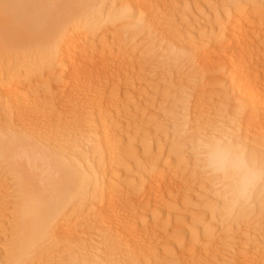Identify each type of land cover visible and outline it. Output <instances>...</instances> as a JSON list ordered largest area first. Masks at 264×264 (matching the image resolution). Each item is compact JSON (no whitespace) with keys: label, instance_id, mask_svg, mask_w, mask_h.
<instances>
[{"label":"rangeland","instance_id":"374dc122","mask_svg":"<svg viewBox=\"0 0 264 264\" xmlns=\"http://www.w3.org/2000/svg\"><path fill=\"white\" fill-rule=\"evenodd\" d=\"M125 1H124V4H125ZM117 3H120V0H118ZM234 3L236 4L239 3L237 5L239 6L238 10L240 12L244 10L243 11L244 13L250 9V11H248L250 15L251 14L250 12L252 10V14L257 17L256 23L260 24V26L259 24L258 26L261 29V34L259 32L257 34H254L252 38L253 39L252 41L253 42L255 41L254 47L251 48L250 49L251 51L249 50L250 52L248 53H250L249 56L252 57L254 62L255 60L257 61L256 63L259 65L258 70H259L260 76H261V73L263 76L264 74V0H149V5H150L149 8H151V11L154 10L153 12H151L153 13V16H152L153 18L151 17V22L149 21L150 19L148 20L150 23L147 21L146 27L142 26L144 27L143 28L144 32H143V29L140 27L141 30L138 29L137 30L138 32L135 30L134 32H131L130 34H128V36L126 35V37L125 36L122 37L123 40L120 39L121 41V42L119 41L120 44H117L115 38H114L115 41H113L114 39L110 37L109 34L111 35L113 31L114 33H119L120 31H122L125 28L124 23L118 24V26L115 25L114 26L115 28L110 27V26L109 28L106 26H103L105 29L102 27L99 31L96 32V34H92L93 37L89 35V37L87 36V37L82 38L81 37L82 34L79 35L80 39L82 38L81 42H83L82 44L85 45L84 46L85 48L88 47L92 42V45L89 46V48L91 49V51H93L96 54V57H94L95 59H97V54L98 55L100 54V56L97 59V62L95 61V63H97V66L98 64L100 65L103 64V62L105 60L107 61V59H109L111 56H112L111 58L115 56L113 58L115 59V63L111 64L113 68L110 67L109 72H107V73H110L111 75H109L108 77L104 76L103 79L98 78L97 85L95 86L97 91L93 92L91 99H87L88 101H86V99L84 98L83 90L80 88L77 91H73L74 95H69L70 93L69 86L67 87L69 83L66 84L67 79L64 77L65 70L62 66L63 64L61 63V58L51 57L52 58L51 59L50 57L48 58L45 56L44 58H48V59H44L43 61L44 64H42L43 68H40L39 72H37L38 74L36 73L35 75L36 77H38L36 80V82L38 81L37 85H35L33 88V86L28 84L27 87H30L29 89L26 87V84H25V86L22 88L23 91L21 92V94L19 96H15L14 98L16 99L22 96L25 98H30L32 96L31 98L33 100L31 101L30 99L32 105L30 104L31 106L29 105L26 107L24 105H21L20 107V103H18L17 104L18 106L16 105V107H14L15 105L13 104H16V100L15 102L13 101V104H12L11 101L14 100L13 95L9 94L8 91L10 90H9V87L6 86L7 85L6 83H8L9 80L11 81L12 78H14L15 76H18L21 73L22 71L21 69L23 68L22 66L27 63V61L25 63V60H27V57H28L27 55L30 52L29 48L32 46V43L22 42L19 45H15L13 44L14 43L13 40H8L6 38V34H3L0 32V139L5 136L7 138V137L16 136V135L17 136L22 135L21 137L22 138L25 137L24 138L25 140L38 144V145H42L45 148L46 152L50 150V152H54L55 154H58V155L69 153L72 149L74 150L80 147V149L82 150L81 157L83 158L84 154L85 155L88 154L89 156L88 160L90 162V165L92 167H97L96 165L99 164L97 163V160H99V158L101 159L100 155L101 154L103 155L106 153L103 151L100 145L101 137L103 138V135L110 132L111 136L113 137L112 138L113 142L115 141L114 143H116L115 145L116 147L114 146L115 149L113 150L114 151L113 155L114 156L116 155V156H115V161L113 159L110 162L112 163L111 164L112 166L111 168L109 167L110 169L108 168L109 171L111 172V173L109 172V174H111L109 176L113 177V175H115L114 177L117 180V186L119 187L118 189H120L119 190L121 193V194L119 193L121 197V200L119 202L120 203V209H119L120 216L123 217V219L125 218V221L128 222V224L133 223L136 225L138 223L139 225L138 226L136 225V226L138 228L141 227L137 231L139 232L140 230V232L136 234V237L140 240L141 244L143 245V248H140L142 247V245H138L140 246L139 248L146 250V251L145 250L143 251L144 253L143 255H145L143 256L141 260L143 263L141 261H138L141 264H180L181 263L180 257L178 255L177 257L175 256L176 258H174V255H171L172 257L170 256V254L173 252V249L176 251L177 243H178L176 242L177 241L176 238L179 235H181L182 234L181 232L183 231L185 232L183 233L184 235H186L187 233L189 235V230H191V231H194L195 233L194 236H192V239L194 240V242H196L198 238L200 237V232H203V228L205 226H208V227L214 226L215 228L220 230V233H218L217 235L215 232H212V231L209 232L210 233L209 238L201 242L205 253H203V256L202 255L196 256L194 254L193 255L194 257H193L191 255L192 257H190V261L192 262L189 261L188 264H196L198 261L200 263H197V264H214V263L221 264L219 263V261L221 262L222 260L221 258L226 259L224 258V256L227 252L223 254V252L227 251L226 249H228L226 245H228V247H231V244L229 242H232V241L236 242L237 245L242 244L240 245L241 247L242 246L244 247L246 245V240L250 239L249 238L250 235L249 236L247 235V237H244L247 234V233L246 234L244 233L246 232L245 231L246 228H248V226L246 225L250 226L249 223L251 222L250 221L251 219H252L251 227L254 226L255 229H262V227H264L262 223L263 220L261 222V220L258 221L256 219L255 220L256 224H255L253 223L255 218H252V217H255V215L257 214L256 211L264 210V202L262 203L263 208L256 205L258 202L256 200L258 199L256 197L258 194L257 191H256L257 193L255 192V196L253 195L254 198H252L253 196L251 197L253 201L254 200L255 202L257 201L256 204H253V202H251L252 200L249 199L250 202L248 201V204L252 203V205L249 207L250 204L248 205L240 201L236 204L234 212H230V213H233L231 214L232 215L231 217L229 218L227 217L229 213H227V216L223 215L225 214L223 212H226L225 210H222V208H226V207H223V205L225 206V202H224L225 199L223 198V195H222L223 194L222 193L223 183H221L222 184V187H221V185L219 184L220 177L219 176L216 177V174L214 175L213 171L207 168V162L205 160V153H206L205 149H207L206 148L207 144L208 143L211 144V141L213 139L218 138L221 135H223L222 133H224L223 131L226 128V125L230 123L229 120L232 119V115L228 109H231L232 102L236 97L232 93L233 87L231 85L232 77H231V74H229L230 68L227 65L225 67V64H224L223 68L221 67L220 69V67H218L219 69L216 71H212L211 74L208 72H205L202 65H199L201 61L199 57H197L198 56L197 52L195 53L192 51L193 48L197 47L196 43L192 44L190 40L194 39V42L196 41L195 39L198 40L200 36V33L199 34L197 33L199 32L198 28L201 27L200 31H202L204 30V28L210 29L209 26L213 24L218 25L217 22L221 20L220 18L223 19V16L226 17L225 11L227 10L225 9L229 8L231 4H234ZM187 4L189 5L187 6ZM94 6L96 7L99 6L98 0L94 3ZM137 16L138 17H136L135 21H140L142 20V18L144 19L148 17L147 14H143V16L138 14ZM85 27L82 30L83 32L81 31L82 33H84V31L86 32L87 30H90V28L92 29V26L90 27V25H87ZM211 29L215 30V25H213ZM95 35L97 37L96 39H95ZM104 36L110 37V39L108 38L109 40L107 41L108 44H104L105 46L102 45L103 40H101V39H104ZM90 37H92L93 40ZM88 43L89 45L86 46V44ZM188 43L192 45V49L190 48L188 50V47H190ZM138 50H141L144 54L146 53L145 55L143 54L144 57H148V55L152 56L151 57L152 59L151 58H150L151 60L149 59L150 62L148 61V64L151 63L149 64V66L156 67L157 66L156 64L159 63L157 66L158 68L156 67L157 68L156 69L155 67L153 68L150 67L149 69L148 68L149 66L147 65L143 70L136 69L135 71V69H130L126 65L124 66L125 63L127 64L128 62L129 64L130 62L131 64V62L135 60L133 59L134 53L141 52ZM169 52H173V53L170 54ZM42 53L44 55H47L48 53L49 55L50 52L46 51L45 52L46 54H45L44 51H42ZM154 58H156L155 61H154ZM166 59H169V60H166ZM9 60H11L10 63H8ZM13 60H15V63H13ZM161 61H164V62L161 63ZM12 63L14 65L17 64L19 67L17 68L18 70H16L15 68L16 70L15 73L11 72V71H14L13 70L14 68H10V64H11V67H13ZM121 64H123V66ZM183 73H185L187 76ZM194 74H196V76L198 77H196ZM260 76H259V79L261 80ZM189 77H193L192 79L191 78L190 79L194 81L195 85H193L192 81H189L190 80ZM187 81H189L187 85L192 84V87L190 86L189 88L191 89L192 93L188 92L189 90L187 89V85L185 83ZM195 81L198 82V84ZM34 82H31L30 84L32 83L35 84ZM190 82L191 84H189ZM262 83L264 82H261L259 85H262ZM116 87L118 88L121 87L122 94L118 100H113L114 98L111 97V91H113ZM26 88L29 90H27ZM189 93L190 95H187ZM28 94H30V96ZM191 94L196 95V97L194 98V96ZM113 95L114 94H112V96ZM129 95L134 97L135 100L134 101L130 100L131 102L125 101V100H129ZM232 95L235 97L234 99ZM190 96L192 99L189 98ZM7 97H8V100L12 99L10 101L11 103H9L8 100H6ZM193 98L195 100H193ZM189 100L191 101L189 102ZM180 102H183V103L180 104ZM245 105H247V108H249L248 103ZM22 106H24L27 109V111L32 113V114L28 113V115L30 114L33 116H29L26 118L24 117L23 119L22 117L25 115V112L27 116V111H25L26 109L23 108ZM95 106H97V109L99 106L100 109L96 111V109H94ZM20 108L22 109V112ZM181 109H182L181 112L183 114L186 113L185 117L188 116L187 118H184L183 114L181 115V112H180ZM23 110H24V114H23ZM93 110H95L96 112H94ZM174 112H177V113L174 114ZM91 114L94 117L96 116V114L97 116L94 118ZM91 116L92 118H90ZM179 116L183 118L182 123L179 121V120H182L180 119ZM241 117H243V115L239 116L238 118H241ZM19 119L22 121V123ZM99 119L102 121L103 124L101 123ZM172 119H175L176 121ZM209 119L210 121H212V123L209 121ZM17 120H19V122ZM112 121H114L115 123H113ZM174 121L178 123L175 124L173 123ZM186 124L187 125L189 124L190 126L189 125L187 126ZM222 124L223 125L225 124V125L223 126ZM185 127H187L188 129L187 128L185 129ZM95 129L102 130V132H104L105 130V132L104 134L103 133L100 134L98 132H101V131L95 130ZM219 129L222 131H220ZM205 130L206 132L203 133V131ZM215 130L218 131L219 135L213 134L215 133ZM8 134L9 135L11 134V135L9 136ZM99 134L101 136H99ZM212 134L216 137L213 138ZM258 134L257 136H254L255 137L254 139L253 137L250 138L244 135L245 136L244 140L245 141L248 140L247 146H249L250 143L252 144L254 140L256 141V145L257 144L260 145V147L257 145L256 148H253L254 149L253 152L256 153V155L254 153L253 154L261 158L262 154L264 155V148H263L264 144L262 145L261 143V138L263 137V135L259 134V137H258ZM67 135L68 136L70 135V137H68ZM205 136L208 138H206ZM3 139L4 138H2L0 141L2 142ZM71 139H72V142H71ZM200 139L202 142L201 144L198 145V143H200V141L198 140ZM259 140L261 144L258 143ZM262 140L264 143V139ZM147 141L148 143H145ZM59 142L62 143V145H60ZM65 143H66V146H65ZM78 143L80 145H78ZM90 143L93 145V148ZM173 144L175 147L173 146ZM74 147H77V148H74ZM158 148L162 149V151L159 152ZM198 148L199 150L202 148L201 151L198 152L199 154L197 153ZM55 149L57 150L55 151ZM181 149H182V152H179V150ZM259 149L261 152L259 151ZM170 150L171 152L174 151V154L175 153L177 154L176 155L173 154L174 156L172 155L173 159L171 158L172 161H171L170 166L165 168L163 164L165 162V157L168 155ZM249 153L250 152H248V155ZM258 153L259 154L261 153V156ZM91 155L92 157H90ZM202 155L204 157H202ZM88 156H86V159L88 158ZM198 156L200 157L198 158ZM262 157L264 158V156ZM151 160H156V161L158 160L159 164L155 163V165L158 167L161 166L162 169L160 170H163L161 172L165 173L163 174V177L161 176L163 180L161 179L162 181H160L162 183L161 188H163L164 190L165 198H163V200L161 201L162 205L158 208L154 203H150V201H148L149 199L145 197L146 196L144 194L145 190H143L142 185L140 183L135 184L136 182H139V181L141 182L142 179L146 178L145 174L148 175L146 166H148V163H150ZM93 161L94 163H91ZM1 162L2 160L0 159V264H12V263L15 264L16 262H13V261L17 259H18L17 261H19V258L16 254L17 245L19 243L20 238L23 236V228L21 224L19 223V219H20L19 215H20L22 197H21V190L19 188L17 172L9 171V169H7V165L5 164L3 165ZM110 163L109 165L108 164L107 165L110 166ZM203 169H207V170L203 171ZM175 172L179 173L178 177L175 176L174 174ZM182 172L183 174L184 173L185 174L183 175ZM174 176L177 177L178 179L175 178ZM130 177H131V180H129ZM132 178L133 179L135 178V179L133 180ZM209 178L212 179L210 180L211 182L209 181ZM218 180L219 182L217 183ZM133 181L134 182L136 181V182L133 183ZM202 182L204 184H202ZM100 183L101 181L99 182V185H98L99 187L98 195L100 194L99 197L103 194L104 191H106L104 189H107L106 184H103V182L101 184ZM130 183L132 186L135 184V186L132 187ZM89 184L90 186H92L93 183L90 182ZM215 185L219 186V187L217 186L218 189L215 187ZM90 186L89 188H93L94 184L92 187ZM220 189L221 191L218 192V190ZM45 193L49 194V192L47 191H45ZM198 193H200L201 195ZM218 193H220L221 195ZM143 195H145L144 196L145 198L143 197ZM261 195L259 196H261V200H263L264 195L263 194ZM202 197H204V199ZM81 198H84V197H81ZM81 198L80 196L73 198L69 206V208L72 207L70 208V211L68 208L65 212L62 213V215L59 217V221L57 224L58 226L55 227V230L53 232L52 231L47 232L46 234L47 240H45L46 242L43 241V245H42L44 249L43 251L46 252V255L48 257L54 256V259L56 257L55 260L56 262H58V264L59 263L67 264L68 262L71 261L72 258L73 259H76L77 257H78L77 259L86 258L87 256H84L85 254H83L84 246L80 244H82L81 242H82V239L84 238V235L88 233L94 238L102 239V242H100V244L96 247V249H94L96 250L95 252H97V254H93L95 256L92 257V258L94 257L96 258L95 261L98 260L97 261L98 264H99V260H100V264H124V263L131 264L132 262H133L132 264H139V263H136L137 261L135 262L136 258L135 256H133L134 254L132 255L131 252L130 253L128 252L131 250L130 248H128L130 246L127 245L128 244L127 240L124 239L125 237L124 235H121L120 231H119L120 233L118 232L117 235L121 236L122 238L116 236L118 238L119 243L118 245L113 244L114 242L117 243V241H115V239L114 240L112 239L113 234L111 233V230L109 231L106 230V228L107 229H110V228H108L107 225H104L103 227H101L102 225L101 226L99 225L100 221L102 223V218L106 220L103 216L102 218L99 216L101 213L99 211L100 210L99 203L97 204L99 208L97 206L95 208V212L92 215H90L91 212L87 205L88 203H86L87 198H84V200L81 201L80 203L79 201L81 200ZM131 200L133 201L137 200L138 203L136 204L135 202H133L135 204H130V202H132ZM77 201L80 204H77L78 203ZM139 204H142V205H139ZM242 204L244 205L246 204L247 205L246 207L248 209L249 208L252 209V207L255 205V207L252 209L255 212L250 213L251 210L250 209L248 210L247 208H244V209H247V211L246 210L242 212H240V210L238 211V207L239 209L243 208ZM259 204L260 202L258 203V205ZM135 205L139 206L141 209L137 208ZM208 206L210 208H208ZM130 208H133L135 210L130 209ZM143 208H147V209H143ZM258 208H260L261 210L260 209L257 210ZM67 212L69 213L68 215L71 214V217L65 216L67 215ZM17 218H18V221H17ZM99 219L101 220L99 221ZM96 220H98L96 222L98 225L97 224L95 225ZM104 220H103V223H104ZM257 221L259 224L261 223V225H258ZM66 224L68 226H66ZM86 224L89 227L88 229L84 227L86 226ZM255 225L260 226V227L257 228ZM105 226L106 228H104ZM101 228H103V230H99ZM242 230H244V233H242L243 232ZM262 233H261L262 236L260 235L256 240L252 239L253 240L252 243L255 241L253 245L256 244L255 248L257 250L253 248L254 246L251 247V249H255L256 251L259 250L260 253L257 252V255H248L247 256L248 261H251V259H249L250 256L251 257L254 256V259H255V258H258L259 255L261 256V254L264 255V243H263L264 242V232L262 231ZM95 234H97V236ZM102 234L104 238L102 237ZM74 235L76 236V238H74L75 237ZM232 235L234 236L235 239L233 238ZM240 237H242L241 240H240ZM70 238L72 239L74 238V240H71ZM109 239L113 240L114 242L110 241ZM80 240L81 242H79ZM238 241L239 243H237ZM204 242L208 244H205ZM244 242H245V245H244ZM115 245L117 246L115 247ZM114 247L115 248L119 247L118 248L119 250L117 251V253H115L117 249L113 251ZM99 248H100V251H99ZM111 248L113 250H111ZM216 248H219L222 251L217 250V252L218 251L220 252L219 253L215 252V254H213ZM223 248H225V251H223ZM136 251H135V254H136ZM211 251L213 252L211 253ZM132 253H134V251ZM96 255L98 256L96 257ZM62 256L65 260L62 258ZM10 257H15V258H10ZM211 258H213V260ZM10 259L11 261H9ZM93 260L94 259H92V264L95 263ZM124 260L125 262H123ZM136 260H139V259L137 258ZM214 260H216V262L218 263H216ZM20 261H23L24 263L25 261L28 262V260H20ZM84 261L85 260H83L81 263L80 262L78 263L88 264V262H84ZM211 261H214V263H212ZM27 262L25 264H31ZM228 262L230 264L229 260ZM46 263L52 264L53 262L46 261ZM222 264H227V259H226V263L223 262L222 260Z\"/></svg>","mask_w":264,"mask_h":264},{"label":"bare ground","instance_id":"6f19581e","mask_svg":"<svg viewBox=\"0 0 264 264\" xmlns=\"http://www.w3.org/2000/svg\"><path fill=\"white\" fill-rule=\"evenodd\" d=\"M96 1L97 0H0V32L3 34H6V38L8 40H13L14 41L13 44H15V45H19L22 42L32 43V46L29 48L30 52L28 51L29 52V54L27 55L28 57L26 56L27 60H25V63L27 61V63H26L27 65L25 63H24L25 65H23V66L21 65L23 67L22 69L20 68L22 70L21 73L18 76H15L14 78H12L11 81L9 80V82L6 83L7 84L6 86L9 87V90H10L8 92H9V94L13 95V99L15 98V96H19L21 94V92L23 91L22 88L25 86V84H26V87L29 84V85L33 86V88L35 85H37L38 81L36 82V80L38 77H36L35 75L37 72H39L40 68H43L42 64H44V62H43L44 59H48L49 57L50 58L51 57H57V58L60 57L61 58V63L63 64V65L62 64L61 65L63 66V68L65 70V72H64L65 76L64 77L67 79L66 84L69 83V85H67V87L69 86V91H70L69 95H74L73 91H77L80 88L83 90V95H84V98L86 99V101H88L87 99H91L93 92L97 91L95 86L97 85L98 78L103 79L104 76L108 77L109 75H111L110 73H107V72H109L110 67H112L111 64L115 63V59H113L115 56L113 58H111L112 57L111 56L110 57L111 59L109 58V59H107V61L105 60L103 62V64H101V65L98 64V66H97V63H95V61L97 62V59L100 56V54L99 55L97 54V59H95L94 57H96V54L93 51H91V49L89 48V46L92 45V42L90 45H89V43L86 44V46H88V45L89 46L85 48L84 47L85 45L82 44L83 42H81L82 41L81 39L84 37H87V36L89 37V35L93 37L92 34H96V32L99 31L103 26H106L109 28V26L114 27L115 25L118 26V24L124 23L125 28L122 31H120L119 33H114V31H113L111 35L109 34L110 37H112L113 39L114 38L116 39L117 44H120L119 41H120V39L123 40L122 37H124V36L126 37V35L128 36V34H130L131 32H134L135 30L137 31L138 29L141 30V28L143 29L144 27H146V25H147L146 23L149 19H150L149 21L151 22V17L153 16V13H151V12L154 11V10L151 11V8H149L150 7L149 0H126V1L120 0V3H117L118 0H98L99 6H97V7L94 6V3ZM124 1H125V4H124ZM122 2H123V4H122ZM239 3H240V1H239ZM239 3H237V4H239ZM237 4L236 3L231 4V6L229 8L225 9V10H227V11H225L226 17L223 16V19L222 18H220L221 20L218 19L219 20V22H217L218 25L213 24V25H215V30L211 29L213 25L209 26L210 29L204 28V30H202V31H200V28H201L200 27V28H198L199 32H197L198 34L200 33V36H199L198 40L195 39L197 42L196 41L194 42V39L190 40L192 42V44L196 43L197 47L195 46L196 48H193L192 51L195 53L197 52V54H198L197 57H199V59L201 61V63H199V65H202L205 72H208L211 74L212 71L218 70L219 69L218 67H220V69H221V67L223 68L224 64H225V67L227 65L230 68L229 74H231V77H232V81L230 80L231 85L233 87L232 93L234 94V96L236 98L232 95L233 99L234 98L235 99L234 100L232 99L233 102L231 105V109L227 108L232 115V119H231L232 121L228 119L230 121V123H228L226 125V128L223 131L224 133H222L223 135H221L218 138L213 139L212 141L209 139L211 141V144L208 143L207 147H206L207 149H205V151H206L205 160L207 162V168L212 170L214 175L216 174V177H218V176L220 177V183L219 184L221 185V187H222L221 183H223V187H222L223 188V190H222L223 194L222 195H223V198L225 199V201H224L225 206L223 205V207H226V208H222V210L226 211V212H223V213H225V214H223L224 216H227V213L230 214V216L228 214V216H227L228 218L232 216L231 214H233V213H230V212H234L235 206L238 202L242 201V202L248 204L249 199L252 200V198H254L256 191L258 192V194L256 196L258 198V199H256L258 202L256 201L257 204H256L255 200L254 201L252 200L251 202H253V204H256L257 206H260V207H262V203L264 202L263 201L264 199L261 200V196H262L261 194L264 195V158L262 157L264 155L262 154V156H261V153L260 154L258 153L261 156V158L255 156L256 153L253 152L254 151L253 148H256L258 145V144L256 145L255 140L252 142V144L250 142H248V143H250L249 146H247L248 140L247 141L244 140V138H245L244 135H246V137H250V138L253 137V139H254L255 138L254 136H257V134L259 133L260 135H263V137H264V83H262V85H259L261 82H264V74L262 76V73H261L262 77L260 76V73L258 70L259 65L256 63L257 61L255 60V62H254L252 57L249 56L250 53H248L251 51L250 49L254 47L255 41L254 42L252 41L254 34H257L258 32L261 34V29L259 28L260 24L256 23L257 17L252 14V10L250 12L251 13L250 15L248 13V11H250V9L244 13H243L244 10H242V12H240L238 10L239 6ZM188 5L189 4H187V6ZM138 14H140L142 16H143V14H147L148 17H146L144 19L142 18V20H140V21H135L136 17H138L137 16ZM161 21H162V19H161ZM258 24H259V26H258ZM87 25H90V27L92 26V29L90 28V30H87L86 32L84 31V33H82L83 32L82 30ZM142 26H144V27H142ZM216 26H217V28H216ZM140 30H139V32H140ZM143 32H144V29H143ZM81 34H82V36H81L82 38L80 39L79 35H81ZM109 36L108 37L104 36V39L100 38L101 40H103V43L101 42L103 46H105L104 44H108L107 41L110 39ZM92 37H90V38L92 39ZM96 38L97 37L95 35V39ZM87 39H89V38H87ZM115 39L113 41H115ZM189 45H190V47H188V50L190 48L192 49V45L191 44H189ZM193 47H194V45H193ZM14 48H15V46H14ZM119 49H120V47H119ZM159 49H160V47H159ZM45 50L50 52L49 55L47 53L48 56L44 55L42 53V51H44V53H45L46 52ZM138 51H141V50H138ZM173 52H169V53L172 54ZM148 53H149V51H148ZM182 53H181V55H182ZM143 54L144 53L142 51L141 52H135L134 56H133L134 57L133 59H135V60L132 61L131 64H130V62H129V64H128V62H127V64L125 63L124 66L126 65L130 69H135V71H136V69L143 70L147 65L149 66V64H151V63L148 64V61L152 57L149 55H148V57H144V55L146 53L144 55ZM45 56L48 58H44ZM156 56H157V54H156ZM192 56H193V54H192ZM133 59H131V60H133ZM155 59L156 58H154V61H155ZM111 60H112V62H111ZM166 60H169V59H166ZM10 61L11 60H9L8 63H10ZM22 61H24V60H22ZM164 61H161V63ZM198 62H199V60H198ZM13 63H15V60H13ZM13 63H12L13 67H11V64H10V68H14L13 69L14 71H11V69H10V71L15 73L16 70H18L17 68H19V67L17 64H16L17 65L16 66ZM116 63H117V61H116ZM158 64H156V65L158 66ZM121 65L123 66V64H121ZM14 66H16V67H14ZM150 67H152V66H149L148 68L150 69ZM153 67H155V66H153ZM15 68H16V70H15ZM154 71H155V69H154ZM130 72H131V70H130ZM149 73H151V72H149ZM183 74H185V73H183ZM194 75L196 76V74H194ZM198 75H200V74H198ZM189 76H191V75H189ZM204 76H205V74H204ZM259 76H260L261 80L259 79ZM196 77H198V76H196ZM190 78L192 79L193 77H189V79ZM122 79H123V77H122ZM191 79L189 81H192L193 85H195L194 81ZM194 80H196V79H194ZM189 81L185 82L186 85L188 84ZM31 82H34L35 84L32 83L33 84L32 85V84H30ZM196 83L198 84V82H196ZM189 84H191V82ZM190 86L192 87V84L187 85V89L189 90L188 92L192 93L191 89H189ZM67 87H65V88H67ZM118 87H119V85H118ZM118 87H116L113 91H111V97L114 98L113 100H118L122 94L121 87L120 88H118ZM27 88L30 89V87H27ZM29 89H27V90H29ZM31 89H32V87H31ZM184 91H185V89H184ZM194 92H195V90H194ZM190 93L187 95H190ZM112 94H114V95L112 96ZM28 95L30 96V94H28ZM191 95H193V94H191ZM193 96H194V98L196 97V95H193ZM8 97L6 100H8ZM22 97H18L14 100L11 99L12 101L8 100V102L9 103L12 102V104H13V101L15 102V100H16V104H13V105H15L14 107H16V105L18 103H20V107H21V105H24L25 107L29 106L31 104V101L33 100L31 98L32 96L30 98H25V97L22 98ZM189 98H191V96ZM194 98H193V100H195ZM30 99H31V101H30ZM183 99H184V97H183ZM130 100L134 101L135 98L129 95V100H125V101H130ZM190 101L191 100H189V102ZM183 102H180V104H182ZM126 103H128V102H126ZM247 103L249 104L248 105L249 108H247V105H245ZM177 105H179V104H177ZM24 106H22V107L25 108ZM136 106H138V105H136ZM94 109H96V111H97L100 108L98 106V109H97V106H95ZM56 110H57V108H56ZM25 111H27V109ZM93 111L96 112L95 110H93ZM181 111H182V109L180 110V112ZM217 111H218V109H217ZM21 112H22V109H21ZM98 112H97V114H98ZM28 113H30V112L27 111V116H26V112H25V115L22 118L24 119V117L26 118L29 116H33V115H30L32 113H30L29 115H28ZM175 113H177V112H174V114ZM23 114H24V110H23ZM93 114H95V113H93ZM97 114H96V116H97ZM178 114H180V113H178ZM182 114L183 113L181 112V115ZM183 115H184V118L188 117V116L185 117L186 113ZM241 115H243V117L238 118ZM92 116L90 118H92ZM175 117H176V115H175ZM179 117L182 120H179V119L178 120L182 123L183 118H181V116H179ZM129 118H131V117H129ZM175 119H172V120H175ZM19 120H17V121L19 122ZM114 121H116V120H114ZM114 121H112V122L115 123ZM175 121L173 123H175V124L178 123ZM185 121H186V119H185ZM209 121H210V119H209ZM210 122L212 123V121H210ZM21 123H22V121H21ZM101 123H102V121H101ZM20 126H22V125H20ZM178 126H179V124H178ZM151 128H152V126H151ZM175 128H177V127H175ZM179 128H181V127H179ZM186 128L187 127H185V129ZM95 130H99V129H95ZM99 131H101V132H98L100 134H102V133L104 134V132H105V130H104V132H102V130H99ZM220 131H222V130H220ZM204 132H206V130L203 131V133ZM92 133H94V132H92ZM148 133H149V131H148ZM82 134H84V133H82ZM100 134H99V136H101ZM213 134L219 135L218 131H216V130H215V133H213ZM213 134H212V137L213 138L216 137ZM259 134H258V137H259ZM21 136L16 135V136L7 137V138L5 136V137H2V138H4L3 141L2 142L0 141V143H1L0 144V159L2 160L1 163L3 165L4 164L7 165V169H9V171L17 172V174H18L17 178H18L19 188L21 190V197H22L21 209H20V215H19V217H20L19 223L21 224V226L23 228V236L20 238L19 243L17 245V250H16V252H17L16 254L19 258V261H17L18 260L17 259L13 262H16L15 264H23L24 262L20 261V260H28V262L25 261V263L27 262V263H31V264H45L46 261H50V262H53L52 264H58V262H56V260H55L56 257H55V259H54V256L48 257L46 255V252L43 251L44 250L42 247L43 241L47 240L46 239L47 232H49V231L53 232L55 230V227L58 226L57 224L59 221V217L62 215L63 212H65L69 208V206L72 202L71 200L77 196H80V198L81 197L87 198L86 203H88L87 205H88L90 212H91L90 215H92L95 212V208L98 206L97 204L99 203L100 208H99V206H98V208L100 209L99 211L101 212V213L99 212L100 213L99 216L101 218L103 216L106 219V220H104L102 218V223L100 221L101 219H99V221H100L99 225L100 226L102 225L101 227H103L104 225H107L108 228H110V229H107L106 226L104 228H106V230H108V231L111 230V233L113 234L112 239L113 240L115 239V241H117V243L114 242L113 240H110V239L109 240L113 241L114 242V243L112 242L113 244L118 245L119 242H118L117 237L122 238L121 236L117 235L118 232L120 231L121 235H124V237H125L124 239L127 240V243H128L127 245L130 246L128 248H130L132 250V251L130 250L128 252L129 253L131 252L132 255L134 254L133 256H135L136 259L137 258L139 259V260H136L133 257L135 259V262L137 261L136 263L141 264L138 261H141L143 256H145V255H143L144 254L143 251L145 249L144 250L140 249V248H143V245L141 244L140 240L136 237V234L139 233L140 230H139V232H137V231L141 227L140 226H139L140 228L137 227L139 225L138 223L136 224L137 226L135 224H133L132 222H131L132 224H128V222L125 221V218L123 219V217L120 216V214H119V209H120V203L119 202L121 200V197H120L121 193L119 191L120 189H118L119 187L117 186V180L114 177L115 175H113V177L109 176V175H111V174H109V172H110L109 169L112 166L111 165L112 163H110V162L113 159L115 161V156H116V155L115 156L113 155L114 154L113 150L115 149L114 146L116 145V143H114L115 141L113 142V139H112L113 137L111 136V133L110 132L106 133L105 135H103V138L101 137L100 145H101V148L103 149V151L106 153L103 155L102 154L100 155L101 159L99 158L100 161L97 160V163H99L96 165L97 167H92L90 165V162L88 160L89 159L88 154L83 155V158H85V159H83L81 157L82 150L80 149V147H78V148L74 147L77 149H74V150L72 149L69 153H65V151H64L65 154L58 155V154H55L54 152H50V150L48 151L49 153L46 152L45 148L42 145H38V144H35L32 142H29V141L24 139L25 137L22 138ZM68 137H70V135ZM263 137L261 138L262 145L264 144L263 140H262V139H264ZM201 138H202V136H201ZM206 138H208V137H206ZM198 141H200V143H198V145L201 144V142H202L201 139ZM71 142H72V139H71ZM66 143H65V146H66ZM145 143H148V141ZM258 143H260V140ZM54 144H56V143H54ZM59 144L62 145V143H60V142H59ZM78 145H80V144L78 143ZM82 145H83V143H82ZM86 145H87V143H86ZM204 145H205V143H204ZM88 146H89V144H88ZM173 146H174V144H173ZM258 146L260 147V145H258ZM92 148H93V145H92ZM201 149L199 150V148H198L197 153L200 152ZM260 149H259V151H260ZM56 150L57 149H55V151ZM91 150H93V149H91ZM53 151H54V149H53ZM158 151L160 152V151H162V149H159ZM163 151H164V149H163ZM179 152H182V149L179 150ZM248 152H250L249 155H248ZM59 153H60V151H59ZM92 153H94V152H92ZM173 154H174V151L171 152V150H170L168 155L165 157V162L163 164L165 166V168L170 166L171 161L173 159V157H172ZM176 154L177 153H175L174 155H176ZM225 154H227L230 158H237V159L244 161L251 168V171L253 174V179H252L249 187L240 188L237 186V182L233 178L225 177L219 173L218 168L220 166L221 159ZM86 156H88L87 159H86ZM90 157H92V155ZM199 157L200 156H198V158ZM202 157H204V156L202 155ZM158 160L157 161L151 160L150 163H148V166H146L147 171H148V175L147 174H145L146 176L144 175L146 178L142 179V181H141L142 183L140 181L139 182L135 181L136 183L133 181V183H135V184L140 183L142 185L143 190H145L144 194L146 195V196L143 195V197L144 196L147 197L149 199L148 201H150V203H154L157 206V208L162 205L161 201L163 200V198H165L164 190H163V188H161L162 183L160 182L163 180L162 177H163V174H165V173L161 172V171H163V170H160V169H162L161 166L158 167L155 165V163L156 164L158 163ZM77 163H78V165H77ZM91 163H94V161ZM109 163H110V166H108ZM198 163H199V161H198ZM177 165H179V164H177ZM174 170H176V169H174ZM204 170H207V169H203V171ZM181 171H183V170H181ZM7 173H9V172H7ZM174 174L177 177L179 175L178 172H175ZM182 174H183V172H182ZM129 176H131V175H129ZM177 177H175V178H177ZM101 179L104 181H102ZM129 180H131V177L129 178ZM210 180H212V179L209 178V181ZM100 181H101V183L103 182V184H106L107 189H104L106 191H104L103 194L101 193L102 195L99 197L100 194L98 195V189H99L98 185H99ZM90 182L94 184L93 188H89ZM218 182H219V180L217 181V183ZM93 184H92V186H93ZM135 184L133 186H135ZM202 184H204V183L202 182ZM130 185H131V183H130ZM92 186H90V187H92ZM101 186H100V188H101ZM217 186L215 185L216 188H217ZM258 190L260 191V193ZM45 191L49 192V194L45 193ZM219 191H221V189L218 190V192ZM198 194H200V193H198ZM218 194H220V193H218ZM259 195H261V196H259ZM84 198H81V200L79 202L81 203V201H83ZM130 198H131V196H130ZM202 198L204 199V197H202ZM263 198H264V196H263ZM98 199H99V201H98ZM259 199H260V201H259ZM123 200H124V198H123ZM133 200H131L132 202H130V204H135V203L137 204L138 203L137 200H135V201H133ZM85 201H86V199H85ZM79 202L77 204H80ZM133 202H135V203H133ZM139 202H141V201H139ZM222 202H223V200H222ZM259 202L261 205L260 204L258 205ZM246 204L245 205L242 204L243 208L240 206L242 209H239V207H238V211L239 210H240V212L245 211V210L247 211L248 208L246 207L247 206ZM139 205H142V204H139ZM251 205H252V203L249 205V207ZM211 206H212V204H211ZM257 206H256V208H257ZM136 207L140 208L139 206H136ZM254 207H255V205L252 207V209ZM70 208H72V207H70ZM70 208H69V211H70ZM208 208H210V207L208 206ZM244 208H247V209H244ZM130 209H133V208H130ZM143 209H147V208H143ZM249 209L251 210L250 213L255 212L251 208H249ZM259 209L260 208H258L257 210H259ZM133 210H135V209H133ZM151 212H152V210H151ZM256 213L257 214L255 215V217H252V218H255L253 223H255L256 219L258 221L261 220V222L263 220L262 223L264 225V210L256 211ZM68 214L69 213L67 212V215H65V216L71 217V214L70 215H68ZM87 214H89V213H87ZM211 214H213V213H211ZM78 220H79V218H78ZM103 220H104V223H103ZM17 221H18V218H17ZM97 221L98 220L95 221V225L97 224L96 223ZM250 221L252 222V219ZM258 221H257V223H258ZM66 222H67V220H66ZM251 222L249 223L250 226L246 225V226H248V228H246L245 233H244V230H242L243 231L242 233H244V234L247 233L244 237H247V235L248 236L250 235L249 238L251 239V240L250 239L246 240V245L244 242V245H245L244 247L240 246L242 244L237 245L236 242L232 241V242H229L231 244V247H228V245H226L228 248V249H226L227 251H225L226 247L223 248V251H225V252H223V254L227 252L225 254V256L222 254L224 256V258L227 259V264H229L228 260L230 261V264H264V255L263 254H261V256L259 255V257H260V258L258 257L259 259L258 258L254 259V256L253 257L250 256L249 259H251V261L247 260L248 255H257V252H259V250L256 251L257 250L255 248L256 244L253 245V243H255V241L253 243H252V241L256 240L261 235L262 231L264 232V227H262V229H255L254 226L251 227V224H252ZM67 224H66V226L69 225V224L68 225ZM89 224H91V223H89ZM92 225H93V223H92ZM258 225H261V223L260 224L258 223ZM84 227L86 229L89 228L87 224ZM256 227L258 228L260 226H256ZM215 229H217V228H215L214 226L213 227L205 226L203 228V232H200V237L198 238V240L196 242H194V240L192 239V236H194V234H195L194 231L189 230V235L186 232L187 236L183 234V233H185L184 231L181 232L183 235L181 234L176 238L177 239L176 242H178L176 251L173 249V252L170 254V256L174 255V258H176L178 255L180 257V262H181L180 264H188L190 261V257H192L194 254L196 256H201V255L203 256V253H205V252L203 250V246H202L201 242L204 240H207L209 238V234H210L209 232H211V231L215 232L218 235V233H220V230H218V229L215 230ZM99 230H103V228H101ZM64 234H66V233H64ZM95 235L97 236V234H95ZM229 236H231V235H229ZM49 237H50V235H49ZM61 237H63V236H61ZM102 237H103V234H102ZM74 238H76V236ZM74 238L73 239L70 238V239L74 240ZM233 238H234V236H233ZM241 238L242 237H240V240H241ZM98 239L99 238H94L91 235H89L88 233L86 235H84L82 242H81V240L79 242L82 243L80 245L84 246V249L82 248L83 252H84L83 254H85L84 256H87V257L86 258L83 257L84 259H82L80 257H79L80 259H77L78 257L77 258L75 257L76 259L72 258L71 261L68 262L67 264H79L78 262L81 263L83 260H85L84 262H88V264L89 263L92 264V259H94L93 261L95 262L93 264H96V263L98 264V262H97L98 260L95 261L96 258L95 257L92 258L93 256H95L93 254H97V252H95L96 250H94V249H96V247L100 244V242H102L101 238H100L101 240L100 239L98 240ZM75 240H77V239H75ZM239 241L237 243H239ZM204 243L208 244L206 242H204ZM230 244H229V246H230ZM13 245H15V244H13ZM117 245H115V247ZM138 245H142V247H140ZM252 246H254L253 248H255L256 250L251 249ZM115 247H114V250L112 248H111V250L115 251V249H117L115 251V253H117V251L119 250L118 249L119 247H117V248H115ZM257 247H258V245H257ZM138 248H139V250H138ZM106 250H107V248H106ZM156 250H158V249H156ZM217 250H220V249L216 248L214 250L213 254H215V252L219 253L220 251H222V250H220L217 252ZM42 251L45 253H43ZM99 251H100V248H99ZM133 251H134V253H132ZM135 251H136V254H135ZM212 252L213 251H211V253ZM9 254H10V252H9ZM131 254H129V255H131ZM97 256L98 255H96V257ZM214 256H216V255H214ZM10 258H15V257H10ZM62 258H63V256H62ZM128 258H129V256H128ZM158 258H159V256H158ZM155 259H156V257H155ZM211 259L213 260V258H211ZM221 259L223 260V262L226 263V259H223V258H221ZM80 260H82V261H80ZM222 260H221V262L219 261V263L222 264ZM9 261H11V259ZM144 261H145V259H144ZM214 261L216 262V260H214ZM214 261H211V262L214 263ZM123 262H125V260ZM190 262H192V261H190ZM197 263H200V262L198 261ZM216 263H218V262H216ZM12 264H14V263H12ZM46 264H48V263H46ZM49 264H51V263H49ZM99 264H100V260H99Z\"/></svg>","mask_w":264,"mask_h":264},{"label":"clouds","instance_id":"9594fccd","mask_svg":"<svg viewBox=\"0 0 264 264\" xmlns=\"http://www.w3.org/2000/svg\"><path fill=\"white\" fill-rule=\"evenodd\" d=\"M218 171L225 177L233 178L240 188L249 187L253 179L251 168L244 161L230 158L227 154L222 157Z\"/></svg>","mask_w":264,"mask_h":264}]
</instances>
